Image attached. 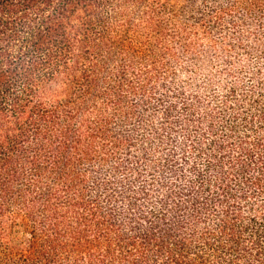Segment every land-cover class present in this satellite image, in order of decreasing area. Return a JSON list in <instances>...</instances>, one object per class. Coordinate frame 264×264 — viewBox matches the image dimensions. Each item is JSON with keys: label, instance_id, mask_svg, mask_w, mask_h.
<instances>
[{"label": "trees", "instance_id": "trees-1", "mask_svg": "<svg viewBox=\"0 0 264 264\" xmlns=\"http://www.w3.org/2000/svg\"><path fill=\"white\" fill-rule=\"evenodd\" d=\"M0 264H264V0H0Z\"/></svg>", "mask_w": 264, "mask_h": 264}]
</instances>
